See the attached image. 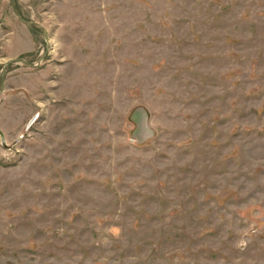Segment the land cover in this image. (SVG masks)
<instances>
[{"label": "rangeland", "instance_id": "1", "mask_svg": "<svg viewBox=\"0 0 264 264\" xmlns=\"http://www.w3.org/2000/svg\"><path fill=\"white\" fill-rule=\"evenodd\" d=\"M13 2L0 264H264V0Z\"/></svg>", "mask_w": 264, "mask_h": 264}, {"label": "crops", "instance_id": "2", "mask_svg": "<svg viewBox=\"0 0 264 264\" xmlns=\"http://www.w3.org/2000/svg\"><path fill=\"white\" fill-rule=\"evenodd\" d=\"M10 6H12L10 0H0V63L3 64L9 60H15L19 55L32 52L37 46L30 25H27V23L23 21L18 22L16 15H10L8 12ZM63 22V28L60 27L58 31H56V34L59 35L61 30H63V33L67 32L73 34V32L66 30L69 28L68 22L65 20ZM17 39H20V42H23V44L19 43V46L15 48ZM32 77L36 78V76L28 78ZM12 80V78L10 79L7 76L5 90L11 87L9 83H11Z\"/></svg>", "mask_w": 264, "mask_h": 264}, {"label": "water", "instance_id": "3", "mask_svg": "<svg viewBox=\"0 0 264 264\" xmlns=\"http://www.w3.org/2000/svg\"><path fill=\"white\" fill-rule=\"evenodd\" d=\"M11 1V4H12V7H14V2H13V0H10ZM5 66V65H4Z\"/></svg>", "mask_w": 264, "mask_h": 264}]
</instances>
